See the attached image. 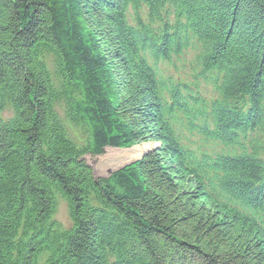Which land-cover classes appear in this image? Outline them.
<instances>
[{
	"label": "trees",
	"instance_id": "16d2710c",
	"mask_svg": "<svg viewBox=\"0 0 264 264\" xmlns=\"http://www.w3.org/2000/svg\"><path fill=\"white\" fill-rule=\"evenodd\" d=\"M151 1L141 12L161 29L135 20L153 37L148 50L125 32L126 0H0V264H264L263 230L207 193L204 159L171 123L180 118L165 93L176 84L151 62L191 50L223 71L221 97L248 93L220 111L197 97L186 119L234 142L228 128L251 123L264 97V0ZM183 32L186 42L170 41ZM144 142L158 145L107 177L86 159ZM263 175L244 154L225 186L262 202ZM59 200L70 231L56 222Z\"/></svg>",
	"mask_w": 264,
	"mask_h": 264
},
{
	"label": "bare ground",
	"instance_id": "6f19581e",
	"mask_svg": "<svg viewBox=\"0 0 264 264\" xmlns=\"http://www.w3.org/2000/svg\"><path fill=\"white\" fill-rule=\"evenodd\" d=\"M133 1V2H132ZM130 2H132V4H130ZM146 0H126V3L124 6H130L128 8H126V11L124 13H126L127 17H125V19L123 18L122 20V24L124 25V29L125 32L128 36H131L136 48H145L148 50H152V48L149 46V42L151 40H153V37L151 36V33L149 30L147 29H142L141 27H136L135 24V20L137 19V17H141L142 21L145 22L146 24L153 26L155 29H161V27H158L155 25L156 21L158 20V18L154 17V18H150L147 14H143V12H141V9L143 8L144 4H145ZM153 2V4L155 5L156 8L160 7L162 9H168L169 7H173L177 4L176 1H168L167 4L165 1H163V5H161L160 1H151ZM185 38H190V34L188 33H173V37L170 38V41L172 43H177V44H181L186 42ZM159 55V54H158ZM159 57H161L159 55ZM159 57L156 56V59L158 61H161L164 64H174L173 66L169 67V68H153L152 72L154 75H163V76H171L170 78H172L176 85L175 87L170 88L169 90L173 91L174 94H169V93H165V97L167 100H172L175 101V103L173 104L174 106L172 107V111L173 113H176L178 108L184 104V101H182L180 97L184 98L185 95L188 94V92H192V93H199V92H204V93H208V94H212V95H216V96H226L225 94V85H226V76H221L218 75L216 72V68L208 66L206 64H195L193 66V68H191V71H187L185 70V68L183 67V64H179L177 65V57L176 56H166L164 57V60H161ZM162 58V57H161ZM192 62V64L195 62L192 59L188 58V63ZM190 64V63H189ZM188 64V67H190V65ZM228 67V65H227ZM186 72H190L191 73V77H189L186 80H182L179 79V77H184V73ZM152 74V75H153ZM178 76V77H176ZM155 83L158 82L159 80L154 79ZM171 81V80H170ZM173 82V81H171ZM158 87V84L156 83L155 88ZM248 93H243V94H235L234 97L232 99H223V103L225 104H230V103H235L238 102L240 103V101H245L247 100L248 97ZM187 102V101H186ZM248 102H251L252 104H254L253 100H249ZM257 105L258 107H260V114L255 115L253 121L251 123H244L240 122V125L238 127H234V126H230L228 128L237 131L240 135H244L245 132H242L240 129H242V126H245L246 131L250 128V127H260L263 128L264 124H262L263 122V117H264V97L262 99H259L257 101ZM181 109L183 110H193V109H189L187 106L183 105L181 107ZM227 109L228 106H227ZM206 111V110H205ZM207 116H209V112L206 111ZM241 116H243V114H240ZM206 116V117H207ZM199 117V116H198ZM213 119H217V116H212ZM260 120V121H259ZM82 138V136H79ZM87 137V136H86ZM202 142V141H201ZM182 148H185L184 144H181ZM118 158L121 157L122 159L125 160H131V156L130 155H135V154H140L141 152H138L132 149L126 150L123 149L125 151H122L120 149H118ZM91 158V157H90ZM121 159V160H122ZM92 160V158H91ZM93 165H95V167L104 169L103 171H106L108 168L110 170L111 169V165H110V156L106 154L103 156H98L95 157L92 161ZM118 168V167H117ZM119 168H122L119 166ZM114 170V169H113ZM112 173V171H111ZM225 174V173H224ZM226 175V174H225ZM228 181H226L225 183H227ZM225 183L221 186L222 189H228L227 186H225ZM227 192H229L231 195L235 196L236 193L232 192L231 190H227ZM60 201V200H59ZM222 206H225L224 204L221 203ZM226 207V206H225ZM240 214V212H238ZM59 210L57 209V211L55 212L56 215V222L58 224L62 225V221L59 220ZM243 217L246 218L245 214H240ZM248 219L252 222L255 223V218L253 217H248ZM51 225L53 229L58 228L57 226ZM257 226L263 227L264 223H260L257 224ZM63 227V225H62ZM72 227V222L67 219V225L64 226L63 228H66L67 231H70V228ZM74 228V226L72 227ZM263 232V231H262ZM114 257V256H113Z\"/></svg>",
	"mask_w": 264,
	"mask_h": 264
},
{
	"label": "rangeland",
	"instance_id": "374dc122",
	"mask_svg": "<svg viewBox=\"0 0 264 264\" xmlns=\"http://www.w3.org/2000/svg\"><path fill=\"white\" fill-rule=\"evenodd\" d=\"M74 137L77 139H82L81 137H79V134L74 135ZM157 145L158 144H156V143L153 144V143H149V142H144V143H141L139 145H136V146L130 148L132 150L136 149V151L141 152L140 154L130 155L132 158L131 160H125V159H122L121 157L118 158V151L119 150H114V149L107 150L106 156L107 155L110 156V165H111L112 170H110L108 168L106 171H103L104 169H102V167L98 168V167H95V165H93V163H92L93 158H92V160L90 157H87L86 159H87L88 164L93 168L95 174L98 177H102V175L107 177L109 174H111V171L113 172L116 169H120L119 166L123 168L124 166L130 165V164L135 163L138 160L144 158L146 155L153 152L155 150V148H157ZM126 150H129V149H126ZM122 151H125V150L122 149ZM67 212H68L67 203L64 201H60L59 214H61V215L58 214L59 215L58 218L60 221H62L63 226L67 225V219H68Z\"/></svg>",
	"mask_w": 264,
	"mask_h": 264
}]
</instances>
